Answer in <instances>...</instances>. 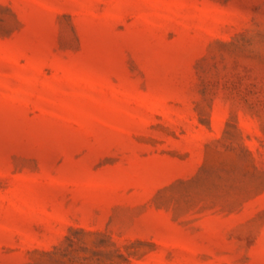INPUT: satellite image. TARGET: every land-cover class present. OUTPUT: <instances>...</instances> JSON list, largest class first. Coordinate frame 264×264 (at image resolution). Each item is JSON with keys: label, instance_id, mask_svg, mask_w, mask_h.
<instances>
[{"label": "rangeland", "instance_id": "374dc122", "mask_svg": "<svg viewBox=\"0 0 264 264\" xmlns=\"http://www.w3.org/2000/svg\"><path fill=\"white\" fill-rule=\"evenodd\" d=\"M0 264H264V0H0Z\"/></svg>", "mask_w": 264, "mask_h": 264}]
</instances>
